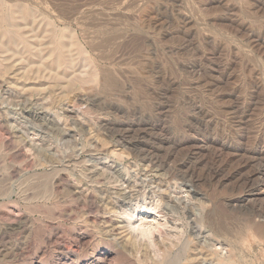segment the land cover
Segmentation results:
<instances>
[{
    "label": "rangeland",
    "instance_id": "obj_1",
    "mask_svg": "<svg viewBox=\"0 0 264 264\" xmlns=\"http://www.w3.org/2000/svg\"><path fill=\"white\" fill-rule=\"evenodd\" d=\"M0 59V264H264V0H0Z\"/></svg>",
    "mask_w": 264,
    "mask_h": 264
},
{
    "label": "bare ground",
    "instance_id": "obj_2",
    "mask_svg": "<svg viewBox=\"0 0 264 264\" xmlns=\"http://www.w3.org/2000/svg\"><path fill=\"white\" fill-rule=\"evenodd\" d=\"M15 1V0H14ZM4 6V5H3ZM30 7V6H29ZM33 9V8H32ZM20 10H21V8H20ZM32 12H33V10H32ZM60 14V13H59ZM67 14V13H66ZM35 15V14H34ZM62 15V14H61ZM80 15H82V14H80ZM7 16V15H6ZM86 16V15H85ZM85 16H84V18H85ZM44 17H45V15H44ZM9 18H11V17H9ZM83 18V20H85ZM6 19H7V17H6ZM13 19V18H12ZM33 19V18H32ZM82 18L79 16V17H77V20H81ZM52 20V19H51ZM50 19H47V22H48V24H50V23H52V21H51ZM62 20H63V22H68L67 21V18H65L64 17V14H63V17H62ZM4 21V20H3ZM34 21V20H33ZM10 22V21H9ZM80 22H83V21H80ZM3 23V22H2ZM8 23V22H7ZM84 23V22H83ZM32 24V23H31ZM57 26V25H56ZM53 27H54V25H53ZM102 27V26H101ZM58 28V27H57ZM63 28V27H62ZM33 29V28H32ZM38 29V28H37ZM11 30H14V29H11ZM44 30V29H43ZM94 30V31H93ZM92 31L94 32L93 34H91L90 36H87L86 38V42H87V45L88 46H90V47H92V48H97L98 50H99V53H100V56H102V57H107V55H108V52H107V50L109 49V47L111 46V44H112V42H113V40H114V38L116 37V35H117V33L115 32V31H112V30H105V29H102V28H95V29H93ZM50 31H52V29H48L46 32H45V34L42 36V37H40L39 35H36V36H31V35H24L23 37H24V39L27 41V42H29L32 46H33V41H35V39L34 38H37V41L39 42H37L36 44H38V45H43V44H45V40H47V39H49V41H51L52 42V40H51V38H53V40H55V38L57 39V37H60V35H62V33H63V35H66V36H68V38H69V40L71 41V44L73 45V60H72V62H73V64L75 63V58H74V54L76 53V52H80V54L79 55H81L82 53H81V50L82 49H80L81 47H79V46H77V38H76V35L74 34V32L72 33V31H70V33L68 34V33H65L64 31L65 30H59L58 31V29H56V28H54V31H53V33L55 34L54 36H53V34H52V32L50 33ZM26 32H29V31H26ZM9 33V32H8ZM14 34H15V32H13ZM91 33V32H90ZM16 36H18V34H15ZM39 36V37H38ZM53 36V37H52ZM14 38H16V37H14ZM19 38H20V36H19ZM48 44V43H47ZM53 45H55V48H54V50L53 51H55V54H56V63L58 64V66H60V65H62L63 63H65V52H66V49H67V43H65L64 41H62V39H57V41H55L54 42V44ZM36 46V45H35ZM70 46V45H69ZM75 46H77L76 48H77V50L75 51V53H74V47ZM72 47V46H71ZM83 48V47H82ZM85 49V48H84ZM40 50H42V48L40 49ZM72 50V49H71ZM84 51V50H83ZM72 53V52H71ZM71 53H69V59H68V61H70L71 60V58H72V54ZM84 53V52H83ZM86 53V52H85ZM84 53V54H85ZM64 54V55H63ZM83 54V55H84ZM13 55H15V54H13ZM87 57V56H86ZM10 59V58H9ZM1 60V59H0ZM42 60V59H41ZM40 60V61H41ZM42 62V61H41ZM9 63V62H8ZM43 63V62H42ZM14 64V63H13ZM13 64L11 65V66H13ZM30 65V64H29ZM43 65V64H42ZM16 66V65H15ZM77 66V65H76ZM38 67V66H37ZM49 67V66H48ZM9 68H10V66H9ZM8 68V69H9ZM56 68V67H55ZM59 68V67H58ZM73 68H74V66H73ZM11 69V68H10ZM40 70V69H39ZM38 70V71H39ZM51 70V69H50ZM46 71V70H45ZM51 72H54V71H52L51 70ZM60 71L59 70H57L56 71V76L55 77H57V76H60ZM48 74V73H47ZM72 74H74V72L72 73ZM49 75V74H48ZM61 76H62V73H61ZM64 76H65V74H64ZM75 76V75H74ZM73 76V77H74ZM46 78H49L48 76L46 77ZM57 78H59V77H57ZM57 78H56V80H57ZM81 78V77H80ZM113 78V77H112ZM112 78H108V79H106V81H105V83L106 84H108V85H110V84H112L113 83V80H112ZM65 79V78H64ZM64 79H62V80H64ZM85 79V78H84ZM53 81V80H52ZM58 81V80H57ZM74 82H75V80H73ZM81 81V80H80ZM83 81V80H82ZM72 83H70V85H71ZM57 85V84H56ZM193 108V107H192ZM206 110V109H205ZM120 127V126H119ZM260 171V170H259ZM262 172V171H261ZM215 222V221H214ZM218 223L219 224H222L221 222H220V220L219 221H217L215 224H212V227H213V229H214V231L217 233H224V232H226L227 231V229L226 228H224L222 225H218ZM209 224H210V222H209ZM256 230H258L259 232H264V224H256ZM209 236V235H208ZM207 235H206V237H208ZM205 237V238H206ZM223 243V242H222ZM210 246V245H209ZM215 246H217V243H213L210 247L212 248V247H215ZM209 254H206V253H199V252H197L196 253V256L194 257V261L197 263V264H204V262L206 261L207 263L209 262L210 264H214L215 263V261L213 260V259H211V258H207V256H208ZM206 263V264H207ZM217 264H219V261L218 262H216ZM215 263V264H216Z\"/></svg>",
    "mask_w": 264,
    "mask_h": 264
}]
</instances>
